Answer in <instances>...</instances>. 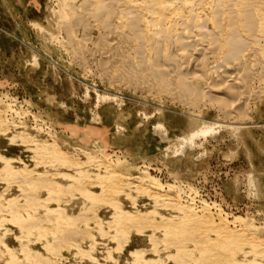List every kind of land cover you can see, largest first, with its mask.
Returning <instances> with one entry per match:
<instances>
[{
  "label": "rangeland",
  "instance_id": "374dc122",
  "mask_svg": "<svg viewBox=\"0 0 264 264\" xmlns=\"http://www.w3.org/2000/svg\"><path fill=\"white\" fill-rule=\"evenodd\" d=\"M61 1L0 0V203L6 214L5 216L3 211L0 212L4 215L3 217L1 214L0 217L5 218L4 221L0 218V264H137L134 252L143 257L144 264H190L179 261L182 250L173 246L176 239L173 238L174 234L166 233V236L163 235L162 228L155 231L154 228L149 229L153 226L145 227L147 223H159L160 214L167 218L170 214L174 215V211L157 209L158 213L155 215L148 214V222L143 226V231L135 232L136 228L130 226V229L127 227L123 240L114 239L118 223L113 216L115 204L120 205L121 211L129 214L136 211L145 213L153 209L151 198L143 194L141 189L131 187L139 185L141 179L142 188H148L145 184L149 178L159 180L165 186L166 197H179L183 206L197 209L203 205L208 206L217 228L211 229V233L210 230L207 232L208 228H198L199 233L195 230L198 234L215 237L217 232L223 231L227 226L225 230L230 229L243 238L246 237L244 239L247 241L251 240L248 241L251 245L242 242L237 250L233 247V251H224L225 254L221 256L223 260L220 258V262L214 264H237V261L242 262L247 258L249 261L254 259L251 250L264 247V90H260L264 87L256 86V90L262 92H257L256 99L252 96L249 108L244 111L246 114L242 115L241 120L229 119L231 126H238L236 129L227 126L229 121L223 119L216 108L211 107L200 109L201 123L197 122L200 123L199 126L196 124L192 127L189 122L190 112L167 98H160L116 81L118 74L110 63L105 65L106 68L100 66L101 57L97 51L99 44L96 41L101 31L96 24H91L90 30L86 32L81 27L74 30V40L82 50L81 54L78 53L75 50L77 46L68 39L61 21L64 19ZM80 1L73 0L75 7L79 6ZM215 123L225 126L213 127L207 134L196 132L198 128L213 126ZM42 143L49 146L54 144L57 153H51L50 148V152L45 147L42 150ZM36 146H39L37 152ZM38 150L43 154H39ZM37 154V158L34 157L36 160L50 154L51 156L42 158L50 164H36L33 156ZM68 157L74 159L72 163L75 164L70 162L71 164L61 166L60 162L64 159L67 161ZM6 162L10 165L8 173H5L8 169L3 168ZM79 162L82 163L79 164L80 167L76 166ZM105 165L109 172L114 170L111 175L118 174L115 176L118 180L116 182L111 175L109 177L112 178L105 179V183H109L107 185L111 187H107L109 190L106 188L105 191L109 193L110 190H115L116 193L117 189L114 188L118 185L133 182L130 188L126 187L124 190L130 195H125L124 192L114 195L113 192L111 196V192L107 194L103 191L106 195H99L97 202L93 200L94 202L89 203L84 193H79L78 190L80 186L88 185L81 189L87 188L89 192L99 194L100 184L90 187L86 181H96L95 175L98 173L104 175ZM110 165L112 167L109 169ZM25 169L34 173L44 171L50 177L55 171H62L75 176L74 178L79 175V182L87 183L84 185L81 182L80 185L77 179L73 180V185L67 187L68 191L66 186L62 191H55L53 196H58L59 199L56 197L53 201L54 197L50 196L52 201L47 203L51 209H64V216L75 220L77 218V224L78 217L88 220L80 219L77 226L80 227L75 226V232L79 236L73 231L74 235L68 231L64 235L53 231L58 235L54 236L51 231L45 236L46 226H55L52 221V225L47 223L44 219L46 217L41 219L45 220L43 224L38 223L42 231L34 229V232L28 230L31 232L28 233L20 223L11 219L10 213H6L7 199L16 197L19 203L24 202L21 191L17 188L18 184H12L14 182L6 179L13 177L12 174L18 170ZM82 170L88 174H82ZM9 173L11 176L7 177ZM51 178L62 184L69 183L59 175ZM110 181L116 186L113 187ZM71 188L73 193H70ZM149 188L153 192V188ZM36 190L29 191L36 194L40 187ZM45 190L42 188L36 195L45 199L48 195ZM61 192L66 193L65 197ZM38 210L37 215L43 217L44 209ZM86 210L89 214L85 213ZM83 213L86 214L85 218ZM223 223L226 224L225 227H221L224 226ZM84 226L85 232L82 230ZM54 228L47 229L50 231ZM40 232L44 233L38 237ZM50 233L52 234L49 235ZM84 234L87 236L84 237ZM62 235L63 238L67 235L69 245L64 241L66 239H62ZM55 237H61L59 239L65 243L59 242ZM168 237H172L173 241ZM51 238L52 241H59L52 242ZM166 240L172 241L173 243L169 242L172 246H168ZM46 243H53L56 247L53 244L46 247ZM190 243L186 249L191 250L193 244ZM56 244H61V248H57ZM23 249L30 250V261L25 258L27 255ZM244 251L248 253L246 258L243 257ZM193 252L194 256L198 255L197 251ZM257 259L255 260L264 264L261 258Z\"/></svg>",
  "mask_w": 264,
  "mask_h": 264
},
{
  "label": "bare ground",
  "instance_id": "6f19581e",
  "mask_svg": "<svg viewBox=\"0 0 264 264\" xmlns=\"http://www.w3.org/2000/svg\"><path fill=\"white\" fill-rule=\"evenodd\" d=\"M60 6L62 8V13L64 16V19L61 20L63 23V27L70 42H74V45L77 46L75 50L78 53L81 54L82 50L80 45L76 42V40H74V30L77 29L78 27H81L83 31L86 32L88 31L91 24L94 25L96 24L101 31L96 41V44H99L97 47L98 48L97 51L99 52L98 54H100L99 57H101V59H99L100 66L106 68L105 65L107 63H110L111 65L114 66L113 68L116 69L117 73L116 72L115 73L118 74V77L116 76L118 78L116 79V81L120 82L121 84L124 83V85L129 84L131 87L137 90L138 89L145 90L146 92L157 95L160 98L162 97L167 98L172 103H175L179 105L182 109H185L186 111L190 112L189 116L191 119L189 122L190 125H193L192 127H194L196 124L197 126H199L198 124L201 123L199 121L200 109L202 107H211V108H216L220 116L223 119L229 121L230 124H227V126L236 129L238 126L237 127L231 126L232 123L230 122V120L231 119L234 120L236 118L237 119L240 118L241 120L243 118L242 115L246 112V109L249 108L250 99L255 97L257 92H259L256 90L257 89L256 86L258 87L260 86L261 88L264 87V0H81L79 6L77 7H75L73 0H69V1L62 0ZM85 38L83 39L86 40ZM94 50L96 51L95 48ZM260 90H264V88ZM212 125L213 126H203L201 128H198L196 132H202V134L204 133L207 134L208 132L213 130V127L225 126L222 123H215ZM44 143H42L43 144L42 150L47 149L50 152L51 149V153L52 152H54V154L57 153V148L55 147L54 144L51 145V143H49L51 145L49 146L48 144H44ZM39 146H36L35 150ZM35 152H37V150ZM46 153H48V151ZM39 154L34 155L33 158L34 157L37 158ZM46 155L43 156L41 155L42 157L40 160L39 159L36 160L34 158V161L36 160L37 162L35 163L36 164L40 163L42 166L43 165L45 166V164L43 163L50 164L49 161L42 160L43 157L51 156L50 154L47 156ZM60 160H62V158ZM58 161L57 164L60 162ZM72 161H74V159L72 158L70 159V157H68L67 161L65 159L64 161L62 160L60 162V165L64 167L65 164H71ZM74 164L72 163V165ZM79 164L82 163L79 162L76 164V166L80 167ZM3 165H4L3 168L8 169V166L10 167L8 162H6ZM52 167L55 166L52 165ZM57 167L58 165L56 166V168ZM110 167L112 166L110 165L109 169ZM106 168L103 171L104 175H101L100 173L95 175V177H97L96 181L93 180L92 182L86 181L90 187L100 184L99 186H101L100 188L101 190L99 194H95L92 191L89 192L88 191L89 189L86 190L87 188L81 189V187H85L86 186L85 184L87 183L86 182L83 183L80 180L85 186H80L81 190L79 189L78 192L79 193L80 191L81 193L83 192L84 196L86 197L84 198L86 199V201L89 200V203L91 201L94 202L95 200L97 202L96 198H98L99 195L102 196L103 194L106 195V193L109 194L111 192V190L109 193L105 191L106 188L108 187L107 184H109V183L106 184L105 182H107L106 180H109L107 179V177L112 178L109 177V175L114 174L113 172L114 168L112 169L113 171L111 172H109L110 170ZM8 171L9 169L5 173H8ZM13 171L14 170H12L11 172L14 173ZM42 172L43 173H39L35 171L34 173L33 171H28L27 169L18 170V172L14 174L15 176L12 174L13 177L10 178H7L8 176H11L10 173L9 175L7 174L6 177L7 179L6 178L5 179L14 182L12 184H15V182L16 184H18L17 188L20 189V190L18 189L19 191H21L22 194V197L21 196L20 197L24 199V202L19 203L18 202L19 199L16 197L12 198V200L11 198H9L11 201L7 199L6 200L7 205L5 203L6 213L7 212L10 213L11 219H15V222H17L18 224L20 223L19 225H21V227H23L28 233H31L28 230L33 231L34 229L42 231L41 228H39V226L41 223L42 224L44 223L43 221L45 220H41L44 217H46L44 219H46L47 223L49 222L50 225L54 223L55 225L52 226L51 228H49L47 224H46L47 226L45 225L47 230L44 234L45 236H47L46 235L47 232L49 233L51 231L54 234V236L56 234L54 232L56 231L57 232L59 231L62 234L66 231L75 232L77 230L76 227L80 223L81 218L79 219L78 217L79 223L77 224L76 223L77 218L76 220L73 218H68L64 216V211H65L64 209L62 208L51 209L47 203L50 202V200L52 201V198L54 197L53 194L55 193L56 190L58 192L62 191L65 189L64 188L65 186L67 190V187H71L73 185L72 182H74L76 179L78 180L79 175L78 178H74L75 176H72L62 171H57V173L55 171V173H52L53 176L59 175L62 179L64 178L69 181V183L62 184L59 181H55L54 178H51L53 177L52 175L50 177L49 175L44 174V171ZM82 172L85 175L88 174V173L86 174L84 170H82L81 173ZM76 173L79 174V172ZM117 175L116 174L111 175L114 177L112 178V180H115V182L118 181L117 178H115V176L117 177ZM81 177L84 178L83 176ZM86 179L88 180V178ZM89 179L91 178L89 177ZM139 181L141 183V179ZM81 182H79L78 180L77 183L80 184ZM132 183L131 182H124V184L121 183L122 185L121 184L120 185L122 187L118 185L117 187L114 188L117 189L116 193L115 190H113L115 194L111 192L110 195L111 196L113 194L119 195L120 193L123 192L125 195H128L124 190L126 187L130 188V186L133 185ZM140 183L139 185L136 184L137 186L134 185L131 187H134L135 190L141 189V192L143 194H146L148 198H151L150 200L154 205L153 206L154 210L152 209L153 211L151 210L145 213L143 212L140 213L139 211H136V213L134 214H129V212L127 213L121 211L120 210L121 207H119L120 205L115 204L114 208L116 210L114 209L115 211L113 212V216L116 219V220L114 219L115 222L118 223L116 224L117 230H116V234L114 235L115 236L114 239L116 238H118V240L122 239L127 234V229H128L127 227H129L130 229V226L136 228L134 229L135 232L136 230L138 232L143 231L144 230L143 226H145V223L148 222L147 220L148 214L155 215V213H158L157 211L159 209H166L169 211H174L175 213L172 212L174 213V215L170 214L169 217L165 218V216L160 214L158 217L160 218L161 222L159 220L158 221L159 223H155L156 225H151L147 223V226L145 227L153 226L149 229L154 228L156 229L155 231H157V228L159 229L162 228L161 230H163L162 232L163 235H166V233L167 234L172 233V235L174 234L173 238H176L175 239L176 241L174 240V243L172 242L173 241V239H171L172 237L170 238L168 237V238L172 240L169 242H172L174 247H177L178 250H182V255L180 253L181 257L179 256L180 257L179 261L181 262L182 261L184 263L189 262L190 264L219 263L220 258L222 259L221 257L222 254H225L224 251L226 250L233 251L234 248H236L237 250L242 244V242L249 243L251 241L249 239L250 241L248 240L249 241L248 242L246 239H244L246 237L243 238L241 234L234 233L230 229L225 230L227 226L224 223H223L224 226L222 225L221 227L226 226L225 229L224 230L221 229L223 231L216 230L220 232L219 233L217 232L215 237H211L206 234L203 235L198 234L199 233L198 230L200 228H202V230L203 228H206L205 230H207L208 228L207 231L208 233L209 230L211 233L212 231L211 229L217 228L214 226V224H216L215 218H213V215H211L208 206L206 207V205H203V207H201L200 209L186 205L183 206L182 202L180 203L178 199L179 197L176 199H174L175 197L170 198L172 196L170 197L168 196L169 198L166 197L167 195L165 194L167 193H165V186L155 178H149L147 180V183L145 184L146 186H148V188L149 187L153 188V192L150 191L152 190L150 188H149L150 190L146 187L142 188ZM110 184L113 185L111 181ZM114 186H116V184L113 185V187ZM39 187H40V191L42 190V188L43 189L45 188L48 191L47 192L48 195L46 196V198L45 199L42 198L44 200L39 198L40 195L39 196L36 195L37 193L40 192L37 191ZM72 188L70 189V191L72 190ZM108 188L111 187L109 186ZM30 189L31 190L34 189V192L36 190L37 193L36 194L30 193L29 191ZM154 189L156 190L154 191ZM74 190H76V188ZM103 191H105L106 193H103ZM137 192L138 191H136V193ZM161 192L164 193L162 194ZM70 193L73 192L71 191ZM19 194L20 193H18V195ZM61 194H63V192H61ZM64 194L66 195V193ZM64 194L63 197H65ZM1 195L0 198L2 197ZM50 196H52V198ZM56 197L58 198V196ZM56 197L53 198V201H55ZM66 203L67 202H65V204ZM3 208H2V204L0 203V212L3 211ZM38 208L39 209L43 208L46 216L45 214L43 215V217H41L42 215H37L38 211H40L38 210ZM90 208H91L90 209L91 212H93L92 211L93 208L92 207ZM88 212L89 211L87 210L85 211V213ZM1 214L2 213H0V215ZM3 214H5L4 211ZM85 215L86 214H84V218ZM23 216L25 217L24 219L20 218ZM1 219H3L4 221L5 218H1ZM85 220L87 219L85 218L83 221ZM172 220H175L176 222L174 221L172 223ZM152 221L154 220H151V222ZM39 222L40 224H38ZM205 224H207L208 226L207 225L206 227L202 226ZM53 227H55L54 228L55 230L54 229L50 231L48 230V229H52ZM37 230L36 232H39ZM82 230L83 232H85L86 227ZM161 230L159 231L161 232ZM195 230H197L198 233L195 232ZM79 231L81 230L79 229ZM73 232L71 234L74 235ZM201 232H205V231H201ZM40 233H39L40 235H38V233L36 235H38L39 237L43 235L44 232L43 233L40 232ZM52 233H50L49 235H51ZM76 234L77 236H79L78 232L77 233L75 232V235ZM63 235L61 237L64 240L66 239L67 235H65L66 236L65 238H63ZM68 236H70V234ZM85 236L87 235L84 234V237ZM164 237H163V241H164ZM72 238H75V236ZM58 239H53L52 241L51 238V241L54 242V240H56L55 241L56 243L57 241L60 240ZM69 239L71 240V238ZM63 240H60L59 242L63 243ZM64 241L67 242V239ZM68 242L67 245H69ZM169 242H167L166 240V244H168V246L169 245L172 246ZM175 243L177 244V246ZM188 243L193 244L191 250L186 249ZM51 244L46 243V245L44 246L47 247L50 246ZM61 244L58 245L56 244L57 248L58 246L59 248H61L60 247ZM71 245L72 244H70V246ZM260 245L259 247H261ZM53 246L55 245L53 244ZM55 247L53 248L57 249ZM23 251L24 252L26 251L27 256H25V258L28 259V261H30L29 259L30 250L23 249ZM193 251H197L198 255L194 256ZM251 251H253L252 255L254 259L250 261L248 260V258L244 259L247 257L246 255L248 254V253L246 254V251H244L242 252L244 253L243 256L244 260H241L242 262H238V261L235 262L237 264H244V263L262 264L256 261L255 259L261 258L262 261H264V247L259 250L255 249ZM251 251H249V253ZM49 253H51L50 250ZM53 254L55 253L53 252ZM133 254L135 256L134 261L137 262V264L138 263L144 264V262L142 261L144 259L141 255L137 254V252H134ZM33 256L31 257V260ZM231 258L233 259L234 257ZM232 259L231 261L234 262V260ZM228 261H230V259ZM43 263L45 262L43 261Z\"/></svg>",
  "mask_w": 264,
  "mask_h": 264
}]
</instances>
